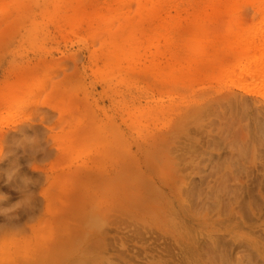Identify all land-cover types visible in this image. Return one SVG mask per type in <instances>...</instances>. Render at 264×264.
Masks as SVG:
<instances>
[{"label": "rangeland", "instance_id": "374dc122", "mask_svg": "<svg viewBox=\"0 0 264 264\" xmlns=\"http://www.w3.org/2000/svg\"><path fill=\"white\" fill-rule=\"evenodd\" d=\"M263 6L0 0V209L33 181L31 210L0 216L23 229L0 264L70 214L60 264H264V95L222 64L248 55L236 34Z\"/></svg>", "mask_w": 264, "mask_h": 264}, {"label": "bare ground", "instance_id": "6f19581e", "mask_svg": "<svg viewBox=\"0 0 264 264\" xmlns=\"http://www.w3.org/2000/svg\"><path fill=\"white\" fill-rule=\"evenodd\" d=\"M263 22H264V6L260 14L259 26L252 33H245V31H241L236 34V38L238 42H245V44H247V46L243 49L246 51L245 54L248 55L240 57L236 61V64L235 63L234 64L222 63V64L224 65V68H226L225 71H227L229 77L232 76L234 73H238L240 75L239 78L240 81L246 79L249 85L252 86L255 84L254 87H256L258 92L264 95V27H262ZM199 38L201 39V42L204 43L203 46L201 45L200 47L203 50V55H207V54L209 56L212 55L211 59L218 60L219 48L213 46L214 40L212 38V33H207V34L201 33ZM241 45L243 47L244 44ZM252 51H257L259 54V56L253 60L251 59L252 57L250 55ZM212 53L216 54L217 58L214 57V54ZM219 62L221 63L222 59H220ZM254 79H256L254 81L255 83L251 84V81ZM68 139L69 142L67 144V147L63 149L64 152H70L73 149L70 143L71 139L69 137ZM71 216L72 214L67 215L65 217H62V215L60 217L58 216V222L55 223V227L54 225L52 226V228L54 227L53 228L54 230L52 229L53 231L52 230L50 231L49 233L50 237L47 236L45 242L42 243V245L41 244L39 246L35 245L34 247L31 246L30 248L28 246V249L26 248L20 263H17L16 259H13L12 262L11 260H9L10 262L8 264H58V263L60 264L65 259L64 256L66 257L67 254L69 253V250L73 247L71 246V242H70V237L74 236V235L71 236V227H72L70 223ZM67 219H69L68 222L67 221L65 222V220ZM49 224L52 223L50 222ZM57 224H58L57 227L58 230L56 228ZM55 228L57 231L55 230ZM92 246L87 247L90 252L95 251L94 249H96V247L94 246L92 247ZM102 247L105 246L103 245ZM77 262L79 263V261Z\"/></svg>", "mask_w": 264, "mask_h": 264}, {"label": "clouds", "instance_id": "9594fccd", "mask_svg": "<svg viewBox=\"0 0 264 264\" xmlns=\"http://www.w3.org/2000/svg\"><path fill=\"white\" fill-rule=\"evenodd\" d=\"M34 141H29L30 145H33ZM42 149L38 147L31 148V154L34 157ZM4 155H0V159H3ZM18 170H14L8 175L7 182H12L13 178L17 175ZM33 184V181L30 177L22 176L19 178L18 185L14 186V190L20 192L22 199L17 203L13 204L8 208L0 209V216L5 217L9 222L17 220L19 217L17 213L21 210H31L33 207V194L29 191V186ZM7 199V197L0 193V201ZM23 229L11 226L5 227L0 225V247H3L4 244L16 240L21 236Z\"/></svg>", "mask_w": 264, "mask_h": 264}]
</instances>
